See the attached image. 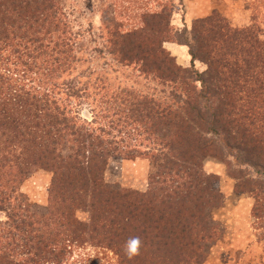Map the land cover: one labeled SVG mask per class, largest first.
<instances>
[{
  "label": "trees",
  "instance_id": "16d2710c",
  "mask_svg": "<svg viewBox=\"0 0 264 264\" xmlns=\"http://www.w3.org/2000/svg\"><path fill=\"white\" fill-rule=\"evenodd\" d=\"M1 2L0 7L20 3L22 9L10 16L23 20L21 28L28 32H43L41 13L43 17L46 15V21L56 25L53 33L58 37L47 36L46 39L51 41L42 47L52 46L60 58L54 62L51 60V65L46 63L43 66L48 75L45 82L44 75L38 81L30 79L35 74L30 62L38 61L34 55L37 50L16 64L17 69H23V76L7 68L0 72V172L5 176L4 186L13 188L11 196H3L8 199L0 197V212L8 218L7 222H0V264L67 263L72 256V243L83 240L78 233L82 231L83 237L91 234V226L96 222L92 220L91 225H83L75 219L74 210L78 206L75 202L79 200L88 204V210H92H89L90 213L99 214L110 222L119 264H144V257L148 263L156 248L155 242H162L172 249L173 257L170 253L168 255L171 264H202L209 254L208 246L218 237L219 231L209 214L220 205L221 196L215 190L214 177L207 175L202 165L203 160L210 156L228 165V157L234 158L239 166L246 167L247 170L239 169L241 176L236 177L238 182L245 178L244 174L249 173V169L257 173L258 178H253L252 182L255 187L253 193L257 197L255 211L259 214L261 201L264 202V75L262 71L257 73V62L255 65L249 63V69L254 74L252 78L255 79L251 83L236 80L231 76L234 71L229 69L232 55L245 40L236 38L232 43V37L228 39L221 34L219 48L221 43H226L230 53L221 55L217 50L207 53L206 47L214 49L217 41L196 30L197 47L190 50L192 64L194 66L196 60L205 58L215 67L216 73L212 71L203 75L195 70L192 72L194 75L185 72L186 75L174 77L176 71L162 49L166 42V29L139 30L148 31L149 36L135 41V35L123 31L124 26L120 22L113 20L112 25L106 26V31L114 30L111 33L113 39L107 47L116 64L139 66L145 75L151 73L149 71L157 72L156 78L160 83L173 89L168 97L172 98L173 106L164 108L161 107L163 105L147 102L139 113L133 112L129 118L132 121L130 126H136L135 131L137 127H142L147 130V136L156 138V148L148 155L161 163L158 173L151 177L148 192L123 191L106 186L102 173L110 158L120 156L126 139L120 142L111 140L107 143L110 147H107L104 140L94 136L93 128L88 125L89 129L80 128V117H68L70 111L66 110V99L62 98L63 93L69 99L79 92H87L98 82L102 83L98 89L103 92V103L109 105L114 98L119 100L118 92L112 91V84L103 85V78L91 81V76L95 75L93 71L87 72V76L80 72L78 78L71 82L64 80L61 87L54 84L56 72L61 73L64 69L65 73H73L68 69L71 59L78 69L90 60L78 55L81 42L76 41V37L67 36L68 23L61 21L62 3L59 0H32L25 5L26 0H3L1 5ZM136 16L134 12V19ZM3 17L6 18V13L1 14L0 11V20H4ZM60 24H65L63 31L59 30ZM55 38L57 42L53 46ZM253 49L258 54H264V44L257 42ZM39 54L37 52V56ZM9 60L8 51L0 50L1 69ZM33 82L40 85L34 87ZM197 82L201 85L198 95L187 89L191 83ZM241 83L250 84L253 91L248 92L247 102H256L257 108L245 110L236 106L230 94H222L221 88L228 86L230 89ZM42 84L46 85L45 90ZM214 86L218 90L212 93ZM202 99L206 103L204 110L199 103ZM113 105L117 107L116 103ZM166 129H170L169 137L163 134ZM68 137H73L77 146L72 153L65 155L62 142ZM216 139L219 140L217 146ZM10 153H14L15 161L8 159L6 154ZM31 166L49 169L54 174L50 207L48 214L42 218L32 211L27 198L22 195L17 199L15 197ZM60 217H65V224L60 222ZM41 219L50 220L53 230ZM97 231L94 233L97 234ZM118 239L121 240L117 242ZM134 240L138 243L132 244ZM130 248H135V252H130ZM177 254L179 258L175 262Z\"/></svg>",
  "mask_w": 264,
  "mask_h": 264
},
{
  "label": "rangeland",
  "instance_id": "374dc122",
  "mask_svg": "<svg viewBox=\"0 0 264 264\" xmlns=\"http://www.w3.org/2000/svg\"><path fill=\"white\" fill-rule=\"evenodd\" d=\"M30 1L32 0H26L25 5ZM59 1L64 7L61 12V21L65 24L68 23L67 36L76 37L75 40L81 42L80 49L76 52L79 56H84L85 60H90L85 61L78 69L71 59L70 66L72 68L69 67L68 69L73 73H65L64 69L61 73L56 72L57 77L54 79V84L61 87L64 80L71 82L78 78L80 72L87 76L89 72L93 71L95 75L91 76V81L95 82L99 77L103 78V85L112 84V91L118 92L117 96L120 97L119 100L114 98L109 105L103 103V92L98 89L102 84L100 82L87 92H79L77 96L69 99L67 95L62 94V98L66 99L64 103L66 110L70 111L68 117H80L81 129H89L86 127L87 125L93 128L94 136L104 140L107 147H110L107 143L111 140L120 142L122 139H126L122 145L120 156L110 158L103 170L102 181L106 186H114L130 192L146 193L149 191L151 177L158 173L161 163L152 160L148 155L152 150L154 152L156 148V138H151L152 135L147 136L145 128L137 127L135 131L136 126L131 127L129 124L132 122L130 116L133 112L139 113L147 102L150 105L152 103L157 106L158 104L163 105L161 107L164 108L173 106L174 103L172 98L168 99L170 93L173 92L172 87L169 88L163 83L161 84V81L156 78L157 72L149 71L151 73L145 75L139 66L120 65L117 60V64L115 63L107 47L110 46V41L113 39L111 33L114 30L106 31V26L112 25L113 20L124 26L123 31L135 35L133 38L135 41H140L143 36L148 37L149 33L147 32L151 29H166L167 33L164 35L166 42L163 43L162 49H164L167 59H170L172 69L176 71L174 77L194 73L195 70L203 75L212 71L216 73L215 67L211 66L205 58L196 60L194 66L192 64L190 50L191 47H197L196 30L204 32V36L210 35L217 41L214 49L206 47L207 53L210 50H217L221 55L230 53L227 51L229 45L227 46L226 43H221L219 48L221 34L227 36L228 39L232 37V43L236 38L245 40V43L238 48L230 59L229 69L234 71L235 74H231V76L236 80L240 82L249 81L250 83L255 80L252 78L254 74L253 70L249 69V63L255 65L257 62V73L262 71L264 75V64L259 62H264V54H258L253 49V47L256 48L257 42L264 44V0ZM19 4V2L17 4L13 2L12 6L6 4L0 7L1 14L6 13V18L3 17L4 20H0V50H7L10 56V60L2 65L3 68H0V72L7 68L11 72L15 70L14 73L21 74L23 69H17L18 65L16 64L27 59L26 57L30 52L37 50L40 54L37 56V52H34V55L38 61L30 62L35 73L30 79L38 81V78L41 79L44 75L43 81L45 82L48 75L43 66L46 63L51 65V60L54 62L60 58L52 50V46L45 48L51 41L46 38L47 36L54 37L53 32H55L56 25L47 22L46 15L43 17V13H41L43 32L34 33L22 30L23 20H16L10 16L22 9ZM134 12L137 15L135 19ZM157 15L161 16L158 17ZM48 19L51 20L52 18ZM65 24H60L59 30L63 31ZM7 28L9 34L6 33ZM142 29L148 31L138 32ZM56 36L58 37V35ZM227 38L225 37L224 40L226 41ZM6 39L9 40L5 42ZM56 42L55 38L51 45L55 46ZM43 45L45 47H42ZM193 73L192 75H194ZM21 76H15V78ZM39 85V82L32 83L34 87ZM42 86V89L45 90L46 85L42 84ZM187 89L190 93L198 95L201 91V85L198 82L191 83ZM221 89L222 94H230L229 97L236 103V106L239 105L245 110H253L258 106L256 102H247L248 92L253 91L249 83H241L238 87L230 89L228 86ZM213 90L216 91L218 88L214 86L212 93ZM250 96H253L252 93ZM189 97L193 96L190 95ZM115 103L117 107H114L113 104ZM199 103L204 110L205 100L202 99ZM122 132L124 135H120ZM163 134L169 137L170 129L164 130ZM156 137L158 136L156 135ZM215 141V146H217L219 140L216 139ZM75 145L77 146L75 139L68 137L62 142V151L65 155L72 153ZM6 155H8V159L14 160V153ZM228 163L229 165L213 156L205 158L202 162L204 172L214 177L215 190L221 196L220 205L209 214L213 223L218 226V237L208 246L209 254L202 264H264V202L261 201L258 214L255 211L257 197L253 193L255 187L252 182L253 178H258L257 173L249 169V173L244 174L245 178L238 182L236 177L240 178L241 176V173H238L239 169L247 170L246 167L239 166V163L230 157H228ZM8 164L13 165V162L8 161ZM27 171L26 177L23 178L18 189L19 193L15 197L17 199V196L22 195L27 198L28 204L32 206V211L39 215V218H42L48 214L47 210L50 207L54 174L49 169L37 166H31ZM3 174L0 172V197L5 194L11 196L13 188L4 186L5 176ZM13 201L17 202V200ZM75 203L78 206L74 210V216L80 224L91 225L92 220L96 222L91 226L93 230L91 234H86L83 237L82 231L78 233L83 240L72 243V256L67 263L63 264H119L120 258L117 255L116 245L113 244L116 241L113 239L114 234L110 231V222L105 221L104 217H100L99 214L90 213L89 210L91 209L88 210V204L81 203L80 200ZM257 216L261 218L258 219ZM7 220V215L0 212V222L4 223ZM41 220L48 227L51 224L50 220ZM60 220L62 224H65V217H60ZM51 228L53 230L54 227L51 226ZM95 230H98L97 234L94 233ZM120 240L118 239L117 242ZM122 241H125V237L122 238ZM158 244L154 243L156 248L153 249L148 263L147 258H143L144 264H171L168 255L170 253L173 257L170 252L172 249L166 247L162 242H158ZM69 249L71 250V248ZM177 258H179V254L175 257V262L178 260Z\"/></svg>",
  "mask_w": 264,
  "mask_h": 264
},
{
  "label": "clouds",
  "instance_id": "9594fccd",
  "mask_svg": "<svg viewBox=\"0 0 264 264\" xmlns=\"http://www.w3.org/2000/svg\"><path fill=\"white\" fill-rule=\"evenodd\" d=\"M136 243H138V241H135V240L132 241V244H136ZM129 251L134 253L135 252V248H130Z\"/></svg>",
  "mask_w": 264,
  "mask_h": 264
}]
</instances>
